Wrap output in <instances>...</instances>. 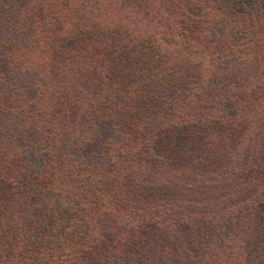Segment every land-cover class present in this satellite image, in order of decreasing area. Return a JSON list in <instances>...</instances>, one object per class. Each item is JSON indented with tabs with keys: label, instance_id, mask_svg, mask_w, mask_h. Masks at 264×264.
<instances>
[{
	"label": "trees",
	"instance_id": "trees-1",
	"mask_svg": "<svg viewBox=\"0 0 264 264\" xmlns=\"http://www.w3.org/2000/svg\"><path fill=\"white\" fill-rule=\"evenodd\" d=\"M0 264H264V0H0Z\"/></svg>",
	"mask_w": 264,
	"mask_h": 264
}]
</instances>
